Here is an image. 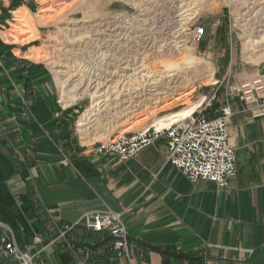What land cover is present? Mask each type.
<instances>
[{
    "label": "crops",
    "instance_id": "obj_1",
    "mask_svg": "<svg viewBox=\"0 0 264 264\" xmlns=\"http://www.w3.org/2000/svg\"><path fill=\"white\" fill-rule=\"evenodd\" d=\"M10 3L0 0V24ZM51 85L40 66L16 61L0 44L2 264H264V118H253L237 97L226 104L238 176L220 188L170 165L166 137L126 162L97 154L93 144L121 131L106 124L103 140L86 145L71 114L56 108ZM216 104L208 118L226 106ZM99 122L97 114L85 130ZM105 210L121 214L128 255L119 257L107 232L81 222ZM8 243L15 257L5 252Z\"/></svg>",
    "mask_w": 264,
    "mask_h": 264
},
{
    "label": "rangeland",
    "instance_id": "obj_2",
    "mask_svg": "<svg viewBox=\"0 0 264 264\" xmlns=\"http://www.w3.org/2000/svg\"><path fill=\"white\" fill-rule=\"evenodd\" d=\"M7 9L0 44L44 70L56 108L71 114L88 146L106 124L125 134L213 95L216 108L231 104L234 88L264 74V59L255 61L264 55V0H11ZM196 28L204 29L199 41ZM251 38L258 42L247 52ZM32 50L46 57L27 56ZM185 52L197 63L188 65ZM58 80L79 97L69 106ZM91 108L100 122L85 130L90 121L79 120Z\"/></svg>",
    "mask_w": 264,
    "mask_h": 264
},
{
    "label": "built area",
    "instance_id": "obj_3",
    "mask_svg": "<svg viewBox=\"0 0 264 264\" xmlns=\"http://www.w3.org/2000/svg\"><path fill=\"white\" fill-rule=\"evenodd\" d=\"M203 34V28H196L193 40L199 41ZM234 92L253 118H264V74L243 82L234 88ZM216 100L217 96L213 95L195 113L167 128L152 125L136 134H120L93 144V149L97 154L115 156L126 162L158 139L166 137V158L170 165L191 182L208 181L225 188L238 176L237 154L231 144L229 128L233 113L230 105H226L215 118L203 115L202 111L212 108ZM61 164L68 166L70 163L63 159ZM81 222L88 231L107 232L119 257L128 255L129 235L121 214L112 210L90 212L82 217ZM5 252L9 257L16 256L11 243L6 244ZM77 264L88 263L80 261Z\"/></svg>",
    "mask_w": 264,
    "mask_h": 264
},
{
    "label": "bare ground",
    "instance_id": "obj_4",
    "mask_svg": "<svg viewBox=\"0 0 264 264\" xmlns=\"http://www.w3.org/2000/svg\"><path fill=\"white\" fill-rule=\"evenodd\" d=\"M26 28H29V27H26ZM28 32H32V31L29 30ZM260 32H263V31H260ZM4 36H6L7 38L16 39L15 35H13L11 33L10 34L6 33ZM262 38H263V41H261V42H264V37H261V39ZM257 42L258 41H254L252 38L249 41H246L245 42V46H244L245 51L248 52L252 47H254L256 45ZM180 47H182V46H180ZM27 56H32V57L33 56H36V57L38 56L37 58H45L46 57L45 55H43L38 50H32L31 52H29L27 54ZM115 58H117V57H115ZM262 59H264V55H261L260 57H257V59L255 61L259 62ZM183 60L188 65L189 64H191V65L193 64L194 65L198 61V60L196 61V59L189 52H185V54L183 56ZM131 65H137V63L136 64L127 63V67L125 69L127 70V68H131ZM172 66L173 65H167V68L170 69ZM117 68H119V67H117ZM125 69L123 68V70H125ZM57 74H58V72H57ZM58 84H59V87H60V90H61V102L63 103L64 106L71 105L73 102H75L79 98L77 94L66 91L67 90V86H68L66 82H62V81L58 80ZM202 102H203V100H201L199 102H196V103H192V104L188 105V107L184 108L183 110L179 111L176 114H173V115H170V116H166L164 118L159 119L153 125H155L156 127H159V128H167L170 125H172L174 123H177V122L187 118L191 114L195 113L196 110L199 109L201 107V105L203 104ZM94 112H95V108H91V109L86 110L85 113H83V115L80 117L79 124L82 125L83 122L91 121L92 117L95 116Z\"/></svg>",
    "mask_w": 264,
    "mask_h": 264
}]
</instances>
